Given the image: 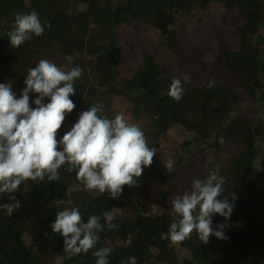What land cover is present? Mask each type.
<instances>
[{"label":"trees","instance_id":"1","mask_svg":"<svg viewBox=\"0 0 264 264\" xmlns=\"http://www.w3.org/2000/svg\"><path fill=\"white\" fill-rule=\"evenodd\" d=\"M211 3L236 8L241 24L234 31L237 47L226 54V80L208 88L171 73L168 61L183 52L181 24ZM33 10L46 25L44 33L6 50L15 16ZM138 23L146 24L149 49L134 72L122 77L118 32ZM40 59L65 71L83 70L70 97L76 107L57 139L91 105L100 103L102 114L113 119L120 114L115 103L122 100L125 119L138 124L158 152L138 185L123 186L116 199L85 190L75 171L65 167L57 181L45 177L22 183L18 192L0 193V264H95L92 252L100 247L113 249L108 264L130 257L137 264H264V0H0V83H11L19 98L28 70ZM173 78L182 82L179 102L168 96ZM29 96L31 103L37 94ZM190 160L204 167L200 179L215 171L224 180L220 198L234 208L228 220L214 215L212 228L225 224L227 239L210 236L205 244L193 233L179 244L169 240L170 224L177 219L170 203L190 189L192 183H178L180 169ZM168 162L171 174L165 170ZM9 195L20 203L11 216L4 208ZM72 207L79 209L82 222L111 211L118 227L98 233L88 253L67 259L63 239L50 225L58 211ZM30 218L39 223L28 228Z\"/></svg>","mask_w":264,"mask_h":264},{"label":"clouds","instance_id":"2","mask_svg":"<svg viewBox=\"0 0 264 264\" xmlns=\"http://www.w3.org/2000/svg\"><path fill=\"white\" fill-rule=\"evenodd\" d=\"M45 27L35 10L17 14L8 34L11 46L19 48L33 36H41ZM82 74L79 66L65 71L50 60L40 59L28 70L19 98L11 83H0V193L18 192L22 183L43 181L45 177L47 181H57L62 167L69 173L75 171L76 180L84 189L98 196L106 193L116 199L123 186L138 185V178L145 167L151 166L158 149L150 147L141 127L128 122L122 114L109 119L102 114L103 106L95 103L82 111L71 130L57 139L66 116L76 107L70 97L76 93L74 83ZM183 79L188 81L190 75L185 73ZM213 86L212 80L206 84L208 88ZM30 93L37 94L31 103ZM168 96L177 102L182 99L180 78H173ZM45 98L47 103H43ZM165 170L171 174L173 163L168 162ZM223 183L222 177L210 171L206 178L194 179L189 190L173 197L171 214L177 219L168 230L172 244L190 239L193 233L205 244L210 236L227 239L225 224L217 225L215 231L212 228L214 215L228 220L234 208L230 200L220 198ZM8 199L4 208L11 216L19 210L20 203L14 195ZM115 219L113 212L105 211L82 222L79 209L72 207L58 211L50 227L53 234L62 237L65 257L71 259L94 249L100 239L98 233L115 230ZM112 252L111 247L93 251L95 264H108ZM123 264H137V259L130 257Z\"/></svg>","mask_w":264,"mask_h":264},{"label":"rangeland","instance_id":"3","mask_svg":"<svg viewBox=\"0 0 264 264\" xmlns=\"http://www.w3.org/2000/svg\"><path fill=\"white\" fill-rule=\"evenodd\" d=\"M199 16H202L201 20L198 19ZM239 24L241 18L236 8L229 9L218 3L209 4L204 13L181 24L178 37L183 52L168 61L169 71L182 77L187 73L191 80L199 83H208L209 80L225 81L227 70L224 62L227 51L237 47L234 31ZM118 36L121 49L119 69L122 77H128L141 64L144 52L149 49L146 24L138 23L132 28L120 29ZM5 48L12 50L13 47L7 43ZM21 60L24 65L27 64L24 56H21ZM123 102L118 100L115 105L126 118ZM203 169L197 160H190L180 169L178 183L184 187L190 185L201 176ZM38 223L36 218L26 220L28 228Z\"/></svg>","mask_w":264,"mask_h":264}]
</instances>
